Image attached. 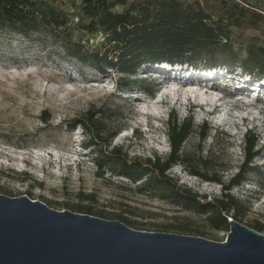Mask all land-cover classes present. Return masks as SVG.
Instances as JSON below:
<instances>
[{
    "label": "rangeland",
    "instance_id": "obj_1",
    "mask_svg": "<svg viewBox=\"0 0 264 264\" xmlns=\"http://www.w3.org/2000/svg\"><path fill=\"white\" fill-rule=\"evenodd\" d=\"M62 1L69 12L75 8L70 0ZM77 20L74 15L69 24ZM83 33L92 47L101 41L99 33ZM157 68L199 74L219 71V89L215 90L222 97L219 109L213 113L198 107L189 111L179 102H169L160 105L158 117L142 114L141 110L166 88L159 82L173 75ZM118 77L115 70L102 74L63 57L50 35L33 32L23 37L0 28V193L15 196L30 191L31 197L40 201L69 203L77 201L79 192L93 193L94 208L122 212L141 223L140 229L159 230L156 225L171 224L200 229L205 231L203 236L224 238L226 230L210 228L203 215L139 192L124 177L109 172L96 174L93 148L82 144L88 138L81 126L69 128L68 123L100 108L105 130L116 131L111 146H121L128 158H165L170 151L169 121L189 119L192 132L182 151L195 164H199L200 153L206 155L207 167L199 165L197 169L211 179L219 178L221 183L189 173L187 162L173 164L168 174L207 198L220 195L223 185L238 172L244 160L245 133L254 132L259 153L251 164L259 165L260 172L245 174L231 186L230 193L247 207L241 221L249 225L264 223V78L254 80L238 69L201 70L167 62L143 66L129 76L132 80L144 78L148 90L124 86V80ZM179 81H175L177 86ZM220 87L232 89V93L225 94ZM203 125L206 130L201 139Z\"/></svg>",
    "mask_w": 264,
    "mask_h": 264
},
{
    "label": "trees",
    "instance_id": "obj_2",
    "mask_svg": "<svg viewBox=\"0 0 264 264\" xmlns=\"http://www.w3.org/2000/svg\"><path fill=\"white\" fill-rule=\"evenodd\" d=\"M74 9L69 12L62 0H0V28L29 37L41 32L54 38L63 57L105 74L109 69L119 73L124 86L137 85L146 89L144 78L129 79L136 70L163 62L171 65H190L201 70L238 69L254 80L264 78V0H70ZM78 20L69 24L72 16ZM99 33L101 41L88 45L85 33ZM104 111L92 109L68 123V127L81 126L86 138L84 147L93 148L91 158L96 174L106 172L126 178L139 192L178 205L182 210L203 215L212 229L229 230V218L241 222L247 209L244 202L230 193L231 186L239 183L245 174L260 172L259 165L251 164L258 155L257 138L247 130L244 142V160L238 172L223 185L220 195L207 198L190 188L178 184L168 174L177 162H187L189 173L211 179L205 169L206 155L200 153L199 164L193 163L182 151L192 132L189 119L170 120L167 136L170 151L165 158L159 156L128 158L121 146L110 144L116 131L107 132L102 117ZM43 122H47L43 112ZM203 125L201 139L205 136ZM26 194L31 198L32 193ZM93 193H77L75 203L44 199L47 205L88 213L107 219H118L133 228L142 224L122 212L96 209ZM168 232L194 233L205 231L174 226L156 225ZM250 227L264 229V223L255 221ZM143 229V228H142Z\"/></svg>",
    "mask_w": 264,
    "mask_h": 264
},
{
    "label": "water",
    "instance_id": "obj_3",
    "mask_svg": "<svg viewBox=\"0 0 264 264\" xmlns=\"http://www.w3.org/2000/svg\"><path fill=\"white\" fill-rule=\"evenodd\" d=\"M229 223L224 238L140 229L0 193V264H264V232Z\"/></svg>",
    "mask_w": 264,
    "mask_h": 264
},
{
    "label": "bare ground",
    "instance_id": "obj_4",
    "mask_svg": "<svg viewBox=\"0 0 264 264\" xmlns=\"http://www.w3.org/2000/svg\"><path fill=\"white\" fill-rule=\"evenodd\" d=\"M157 69L161 72L173 73V75H167L165 77L168 78H164L159 82L166 88L147 108L141 110L142 114H149L153 117H158L160 116V105L168 104L169 102L172 104L179 102L180 105H183L189 111H192L194 108L198 107L202 111L213 113L219 109V100L222 97H219V95L217 96L215 93V90L219 89V84L217 81L220 74L219 71H211L206 74H199L195 71L189 73L188 70L173 69L165 71L163 68ZM175 74H179V77ZM221 75L224 74L221 73ZM182 77L184 79L181 80ZM179 79L180 84L177 86L178 82L175 81H178ZM184 83H187V85ZM220 90L224 91L225 94L232 93V89H227L225 87H220ZM164 95L170 96L172 99H166L164 98Z\"/></svg>",
    "mask_w": 264,
    "mask_h": 264
}]
</instances>
